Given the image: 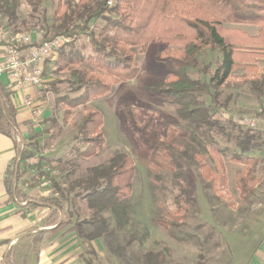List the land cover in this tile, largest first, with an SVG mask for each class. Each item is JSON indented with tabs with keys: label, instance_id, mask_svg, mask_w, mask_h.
Wrapping results in <instances>:
<instances>
[{
	"label": "trees",
	"instance_id": "1",
	"mask_svg": "<svg viewBox=\"0 0 264 264\" xmlns=\"http://www.w3.org/2000/svg\"><path fill=\"white\" fill-rule=\"evenodd\" d=\"M20 1L0 0V15L8 17L11 22L15 21ZM62 3L59 6L58 22L42 34L44 40L61 36L74 39L89 31L95 20L106 23L98 37L91 35L90 53L85 54L72 45L69 50L62 48L55 55L60 67L81 66V69L70 70L68 84L76 93L85 89V94L70 101L78 102L83 97L85 101H90L92 97L111 93L114 85L133 79L138 72L134 51L137 47L144 48L152 43L173 47L158 56L168 69L167 79L154 83L148 89L161 101L175 107L176 118L181 123L203 136L201 146L204 152L207 151L208 143L218 147L216 136L233 137L240 153L229 148H217L218 154L248 166L244 172L237 173V188L242 199L249 202L254 192L249 183L252 182L254 186L257 184L256 167L259 160L247 155L261 152L264 147V130L246 128L234 118L222 119L219 114L229 104L230 98L222 102L221 96L222 89L228 85L233 74L240 68L249 73L257 72L256 63L264 57V0H65ZM232 25L257 26L259 31L257 35L250 36L239 28H232ZM10 26L4 27L20 32ZM206 52L207 60H204ZM190 72L199 73L202 77L195 79ZM249 89L257 99L264 97V75L252 78ZM12 95L11 91L0 84V133L9 137L17 127ZM205 98H210L211 102L207 103ZM128 122L141 140L139 159L156 176L159 170H174V180L181 187L182 195L189 205L197 206L198 202L191 195L192 188L188 181V168L193 163L191 161L205 168L207 188L221 193L225 183L224 175L209 168L203 156H193L181 149L167 131L160 136L153 117L139 116L129 109ZM102 127L103 118L99 113H89L81 120L76 139L83 138L88 146L84 150L74 149L79 157H94L104 148L106 140ZM91 134L95 138L90 139ZM35 148L36 142L27 144L21 152L19 150L17 168L12 170L11 180L8 181L11 194H19V184L31 190L34 184L37 186L43 183V174L23 181L24 171H20L21 165L26 166L27 161L35 156L32 153ZM135 175L136 167L132 158L116 153L108 165L91 168L85 180L73 182L72 189L80 187L85 191L84 195L81 193L77 196L86 200L93 212L90 220L86 221L87 225L98 226L99 231L107 230L106 215L114 218L120 230L129 225ZM52 187L53 195L46 199L47 203L34 202L30 203L31 207L63 211L64 203L68 202V193L53 180ZM160 211L161 216L156 223L174 240L195 243L203 248L212 238L211 235L207 236L204 243L199 236L204 226L188 229L185 215L171 213L163 205ZM99 233L90 238H98ZM145 240L144 235L136 232L129 236L126 247L136 242L142 244ZM169 255L171 252L168 249L164 252H148L144 256L145 263L165 264Z\"/></svg>",
	"mask_w": 264,
	"mask_h": 264
},
{
	"label": "rangeland",
	"instance_id": "2",
	"mask_svg": "<svg viewBox=\"0 0 264 264\" xmlns=\"http://www.w3.org/2000/svg\"><path fill=\"white\" fill-rule=\"evenodd\" d=\"M62 2L65 0H21L16 20L11 22L8 17L0 15V25L10 26L12 23L10 27L14 30L44 34L48 28L57 24ZM105 26V21L95 20L89 31L74 39L64 37L57 53L62 48L69 50L72 45L85 54L90 53L91 35L98 37ZM168 48L173 47L164 43L137 47L134 51L138 72L133 79L114 85L111 93L92 97L90 101H85L83 97L78 102H71L70 99L81 98L85 89L76 93L68 82L70 70L81 69V66L60 67L59 60L52 56L44 66L43 84L37 88L41 90L40 98L36 101L31 98L35 109L40 112L33 122V126L39 127V131H30V135L24 139L25 143L20 142L19 150L21 152L27 144L35 142L37 148L32 152L35 156L27 161L26 166L21 165L20 171H24L23 181L37 178L40 174L44 175V179L42 184H34L35 187L31 190L21 184L18 197L23 201L30 200V203L46 202L53 195L52 180L67 191L68 202L64 203V210H53L47 220L66 224L67 232L73 234L76 254L84 264H146L145 254L164 252L166 249L171 255L167 257L165 264H242L245 259L241 255V246L245 245L242 240L245 239L247 243L249 226L256 222L264 207V150H261L262 153L247 155L258 158L259 165L256 167L257 184L254 186L252 182L249 183L254 190L253 196L249 202H245L237 188V173L244 172L248 166L237 163L230 157L220 156L217 149L229 148L240 153L233 137L216 136L218 147L208 143L207 151L204 152L201 146L203 136L176 118L175 107L167 105L149 91V86L165 81L168 77L166 65L158 58ZM207 55L206 52L204 60H207ZM190 74L195 79L202 77L199 73ZM252 77L253 74L238 69L228 85L224 86L221 101L230 99L229 104L222 109V119L259 112L257 97L249 89ZM66 98L69 100L66 101ZM205 100L207 103L211 102L210 98ZM129 109L139 116L153 117L160 136L167 131L181 149L193 156H203L209 168L216 173L220 171L225 179L221 193L207 188L205 168L198 167L194 161L190 162L188 168V181L192 188L191 195L198 201L197 206L186 202L181 187L174 180V170H159L156 176L139 159L142 145L128 122ZM92 112L101 114L103 118L102 130L106 144L98 155L82 158L74 149L84 150L88 145L83 138L76 139L77 127ZM235 134L238 133L235 131ZM12 135L16 136V132L12 131ZM89 137L92 139L95 135L91 134ZM116 153L131 157L136 167L131 194V220L125 229L120 230L114 218L106 215L108 229L99 231L98 226L86 224L93 212L87 201L77 196L81 193L84 195L85 191L80 187L72 189V185L75 180H85L89 169L108 165ZM162 205L171 213L185 215L188 229L204 226L199 232L204 243L207 236L211 235L212 238L203 248L195 243L174 240L156 223L161 216ZM136 232L144 235L146 240L142 244L136 242L126 247L127 239ZM97 233L100 234L98 238H90ZM123 248L125 249L122 250Z\"/></svg>",
	"mask_w": 264,
	"mask_h": 264
},
{
	"label": "crops",
	"instance_id": "3",
	"mask_svg": "<svg viewBox=\"0 0 264 264\" xmlns=\"http://www.w3.org/2000/svg\"><path fill=\"white\" fill-rule=\"evenodd\" d=\"M250 36L258 34L259 27L250 25H232ZM0 56L3 48L0 44ZM254 77L264 75V57L258 59ZM240 70L247 72L245 69ZM2 87L13 93L11 100L16 108V136L0 133V264H84L76 254L73 234L68 233L66 224L48 221L53 209L48 207L32 208L30 200L23 201L8 190L11 172L17 168L20 142L37 130L33 125L34 117L25 105L26 98L34 101L40 98V89L15 92L10 88L7 77H0ZM259 112L264 113V97L257 99ZM264 150V147H263ZM258 153H262L258 152ZM259 165V163H258ZM257 165V166H258ZM16 185V183H15ZM21 189V184L18 185ZM248 240L243 239L242 264H264V207L256 222L249 226Z\"/></svg>",
	"mask_w": 264,
	"mask_h": 264
},
{
	"label": "built area",
	"instance_id": "4",
	"mask_svg": "<svg viewBox=\"0 0 264 264\" xmlns=\"http://www.w3.org/2000/svg\"><path fill=\"white\" fill-rule=\"evenodd\" d=\"M63 38L61 36L44 40L42 34L14 32L0 25V44L3 48V56H0V77H7L10 88L15 92L40 88L44 81L46 61L57 54ZM25 105L33 116L39 115L40 112L35 109L31 98H26ZM219 117H224L223 111ZM233 118L246 128L264 130V115L245 114Z\"/></svg>",
	"mask_w": 264,
	"mask_h": 264
}]
</instances>
